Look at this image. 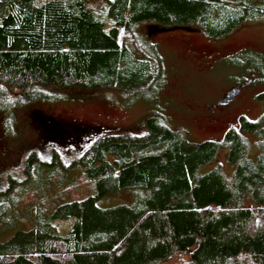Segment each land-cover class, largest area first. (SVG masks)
Returning a JSON list of instances; mask_svg holds the SVG:
<instances>
[{
    "label": "trees",
    "instance_id": "16d2710c",
    "mask_svg": "<svg viewBox=\"0 0 264 264\" xmlns=\"http://www.w3.org/2000/svg\"><path fill=\"white\" fill-rule=\"evenodd\" d=\"M262 18L264 0H112L104 15L86 0H0V111L56 89H154L162 63L139 23L220 39ZM144 126L99 133L73 165L29 152L0 190V231L18 225L0 239V264H264V119L241 116L221 141H192L158 111ZM243 133L259 138L255 160ZM221 147L230 175L198 173ZM121 190L131 204H97Z\"/></svg>",
    "mask_w": 264,
    "mask_h": 264
},
{
    "label": "rangeland",
    "instance_id": "374dc122",
    "mask_svg": "<svg viewBox=\"0 0 264 264\" xmlns=\"http://www.w3.org/2000/svg\"><path fill=\"white\" fill-rule=\"evenodd\" d=\"M110 1L86 3L104 15ZM135 32L156 46L162 63L157 86L137 94L114 89H56L59 96L54 101L0 111V190L7 188L11 175L15 178L29 152L36 151L49 160L55 151L66 165H73L84 144L99 133H144V119L154 111L192 141H221L227 129L239 128L241 116L252 121L264 119V18L247 21L220 39H211L195 29L161 27L152 22L139 23ZM237 84L243 85L232 101L206 107L216 104ZM243 135L249 143L248 156L255 160L260 151L259 138ZM216 167L227 175L231 173L225 147L198 173ZM134 199L133 190H121L98 199L97 204L109 207L131 204ZM17 226L16 221L9 224L0 231V239Z\"/></svg>",
    "mask_w": 264,
    "mask_h": 264
},
{
    "label": "flooded vegetation",
    "instance_id": "af4514ba",
    "mask_svg": "<svg viewBox=\"0 0 264 264\" xmlns=\"http://www.w3.org/2000/svg\"><path fill=\"white\" fill-rule=\"evenodd\" d=\"M247 82H248V80H247ZM242 85H243V84H237L235 87H232L231 90L237 88V91H238V93H239V92H240V89H241V87H242ZM231 90H229V91H231ZM229 91H228V92H229ZM228 92H227V93H228ZM238 93H237V94H238ZM237 94H236V95H237ZM236 95H234L233 99L235 98ZM222 99H223V98L218 99L217 102H216V104L211 105V106L206 105V107H207V108H216V107H220L221 105H226L227 103H225V104H220V100H222ZM233 99H232V100H233ZM232 100H230V101H232ZM230 101H229V102H230ZM229 102H228V103H229ZM55 125H56L58 128H60V126H59L57 123H54V127H55Z\"/></svg>",
    "mask_w": 264,
    "mask_h": 264
},
{
    "label": "water",
    "instance_id": "95a60500",
    "mask_svg": "<svg viewBox=\"0 0 264 264\" xmlns=\"http://www.w3.org/2000/svg\"><path fill=\"white\" fill-rule=\"evenodd\" d=\"M237 92H238V91H237V88H235V89L229 91V92L226 94V96H225L222 100H220V104L228 103L230 100L233 99L234 95H236Z\"/></svg>",
    "mask_w": 264,
    "mask_h": 264
}]
</instances>
